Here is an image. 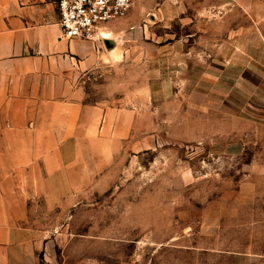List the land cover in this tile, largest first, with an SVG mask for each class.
<instances>
[{
  "label": "rangeland",
  "instance_id": "obj_1",
  "mask_svg": "<svg viewBox=\"0 0 264 264\" xmlns=\"http://www.w3.org/2000/svg\"><path fill=\"white\" fill-rule=\"evenodd\" d=\"M106 26L119 56L75 83L113 128L67 138L28 224L61 264H264V0H136Z\"/></svg>",
  "mask_w": 264,
  "mask_h": 264
},
{
  "label": "crops",
  "instance_id": "obj_2",
  "mask_svg": "<svg viewBox=\"0 0 264 264\" xmlns=\"http://www.w3.org/2000/svg\"><path fill=\"white\" fill-rule=\"evenodd\" d=\"M113 49L109 38L64 37L56 0H0V264H61L28 224V202L75 161L67 138H93L102 117L113 128L115 111L84 102L75 83ZM119 121L128 132L130 119Z\"/></svg>",
  "mask_w": 264,
  "mask_h": 264
},
{
  "label": "built area",
  "instance_id": "obj_3",
  "mask_svg": "<svg viewBox=\"0 0 264 264\" xmlns=\"http://www.w3.org/2000/svg\"><path fill=\"white\" fill-rule=\"evenodd\" d=\"M61 33L66 38H106V24L125 16L136 0H56Z\"/></svg>",
  "mask_w": 264,
  "mask_h": 264
},
{
  "label": "bare ground",
  "instance_id": "obj_4",
  "mask_svg": "<svg viewBox=\"0 0 264 264\" xmlns=\"http://www.w3.org/2000/svg\"><path fill=\"white\" fill-rule=\"evenodd\" d=\"M106 34L107 36H109L111 33L110 32H105V31H103V34ZM105 36V35H104ZM114 57H118L119 56V52L115 49V51H114V55H113Z\"/></svg>",
  "mask_w": 264,
  "mask_h": 264
}]
</instances>
